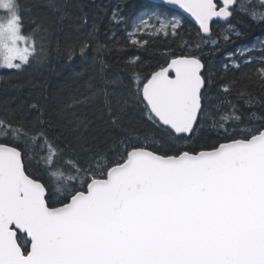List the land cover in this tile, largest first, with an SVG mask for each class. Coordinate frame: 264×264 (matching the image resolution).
Segmentation results:
<instances>
[{
  "label": "snow or ice",
  "instance_id": "snow-or-ice-1",
  "mask_svg": "<svg viewBox=\"0 0 264 264\" xmlns=\"http://www.w3.org/2000/svg\"><path fill=\"white\" fill-rule=\"evenodd\" d=\"M258 3L264 7V0ZM238 4L239 11L264 21V11L249 12L251 0H161L195 21L204 44H216L204 39L211 37L212 22H227ZM0 9L7 13L0 16V69L19 71L32 59L43 61L46 53L37 50L35 36L22 31L16 0H0ZM116 23H123V17ZM182 27L181 18L149 10L126 31L132 45L143 47L148 41L137 39L138 34L167 37L170 29L175 37ZM88 47L81 46V55ZM138 61H130L133 99L143 104L142 112L163 139L127 135L115 147L95 153L94 166L69 160L73 171L53 170L62 150L48 139L45 121L37 118L40 127L30 133L24 117L13 123L15 112L0 108V264H264V121L233 130L231 138L208 148L181 147L205 111V65L191 53L173 55L166 66L144 74L136 68ZM256 71L264 80V67ZM127 103L111 120L125 134ZM90 125L79 120L68 129L73 151L91 152L107 143L98 132H89ZM219 127L227 132L224 123ZM41 138L54 190L27 170L29 154Z\"/></svg>",
  "mask_w": 264,
  "mask_h": 264
},
{
  "label": "trees",
  "instance_id": "trees-1",
  "mask_svg": "<svg viewBox=\"0 0 264 264\" xmlns=\"http://www.w3.org/2000/svg\"><path fill=\"white\" fill-rule=\"evenodd\" d=\"M16 3L23 33L38 39L46 58L43 61L32 59L19 71L0 69V108L15 112L13 123L24 117V127L30 133L40 127L36 124L37 118L45 121L43 128L48 139L62 150L55 157L53 170H63L65 174L73 171L69 160L77 161L81 167L90 163L94 166L95 153L115 147L118 140L126 139L127 135L147 133L163 139V134L142 112L143 104L133 99L135 83L131 73L134 68L130 61L136 57L139 58L136 68L144 74L166 66L173 55L191 53L202 59L206 79L205 111L191 139L181 141V147L208 148L231 138L233 130L258 127L264 121V80L256 71L264 67L261 63L264 21L254 20L250 14L239 11V4L233 8L228 24L212 23L211 37L204 39L215 40L216 44H204L198 30L180 13L147 0H16ZM253 8L264 11L258 0H251L249 12ZM149 10L181 18L183 27L175 37L170 29L167 37L162 33L156 36L140 33L136 38L148 43L143 47L132 45L127 31H131L137 17ZM114 15L116 20L123 17V23H116ZM230 25L235 31L229 32ZM235 32L240 33L239 37ZM225 34L230 36L228 41L223 38ZM84 43L89 47L81 55ZM198 43L199 49L196 48ZM241 50L249 51L241 56ZM233 64H239L240 68ZM224 86L229 88L228 92L223 91ZM86 97L94 99L86 101ZM250 97L256 101L251 105L244 102ZM126 101L122 123L127 134L111 123L113 116L121 115L120 108ZM79 120L91 121L89 132H98L99 140L106 139L107 143L93 147L91 152L80 148L73 151L75 145L68 129L75 127ZM221 123L225 124L227 132L219 127ZM154 142L159 143V140ZM29 155L28 173L54 190L55 182L50 180L44 163L48 150L42 138L35 142Z\"/></svg>",
  "mask_w": 264,
  "mask_h": 264
},
{
  "label": "water",
  "instance_id": "water-1",
  "mask_svg": "<svg viewBox=\"0 0 264 264\" xmlns=\"http://www.w3.org/2000/svg\"><path fill=\"white\" fill-rule=\"evenodd\" d=\"M148 2H150V3H154V4H157V5H161V0H147ZM218 5H219V3H218ZM162 6H165V7H167V8H169V9H172V10H174V11H176V12H178V13H180L183 17H185L192 25H194V27L198 30V25H196V23H195V21L187 14V13H185V12H183V10L182 9H178V8H176L175 6H171V5H162ZM229 21V20H228ZM228 21L227 22H224V21H216V20H214L212 23H220V24H227L228 23ZM212 25V24H211ZM201 36H203V34H201ZM204 38H206V37H204Z\"/></svg>",
  "mask_w": 264,
  "mask_h": 264
},
{
  "label": "rangeland",
  "instance_id": "rangeland-1",
  "mask_svg": "<svg viewBox=\"0 0 264 264\" xmlns=\"http://www.w3.org/2000/svg\"><path fill=\"white\" fill-rule=\"evenodd\" d=\"M6 15H7V13L5 12V10L0 9V16H6ZM35 41H36V48L39 51L41 49L40 43H39L37 38H35ZM2 58H3V54L0 53V60H2Z\"/></svg>",
  "mask_w": 264,
  "mask_h": 264
}]
</instances>
